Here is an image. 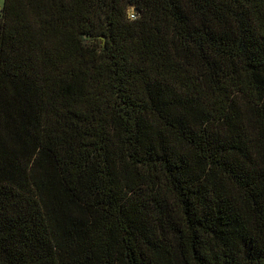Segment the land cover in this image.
Wrapping results in <instances>:
<instances>
[{"label": "trees", "instance_id": "trees-1", "mask_svg": "<svg viewBox=\"0 0 264 264\" xmlns=\"http://www.w3.org/2000/svg\"><path fill=\"white\" fill-rule=\"evenodd\" d=\"M0 264H264V0H3Z\"/></svg>", "mask_w": 264, "mask_h": 264}, {"label": "built area", "instance_id": "built-area-1", "mask_svg": "<svg viewBox=\"0 0 264 264\" xmlns=\"http://www.w3.org/2000/svg\"><path fill=\"white\" fill-rule=\"evenodd\" d=\"M2 10V5H0V11ZM129 17L131 18V19H134V18H136L137 17V14H136V8L135 7H131L130 9H129Z\"/></svg>", "mask_w": 264, "mask_h": 264}, {"label": "rangeland", "instance_id": "rangeland-1", "mask_svg": "<svg viewBox=\"0 0 264 264\" xmlns=\"http://www.w3.org/2000/svg\"><path fill=\"white\" fill-rule=\"evenodd\" d=\"M2 3H3V0H0V5H2Z\"/></svg>", "mask_w": 264, "mask_h": 264}]
</instances>
